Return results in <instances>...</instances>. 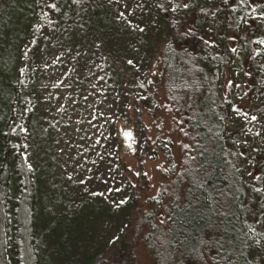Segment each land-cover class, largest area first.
Segmentation results:
<instances>
[{"label": "rangeland", "instance_id": "obj_1", "mask_svg": "<svg viewBox=\"0 0 264 264\" xmlns=\"http://www.w3.org/2000/svg\"><path fill=\"white\" fill-rule=\"evenodd\" d=\"M106 1L112 7L95 21L83 1L51 0L54 10H47L36 0H0V157L10 177L29 178L36 264H112L126 236L137 264H153L136 218L127 224L135 198L118 157V129L124 159L137 169L136 150L146 137L157 145L169 128L150 104L135 127L132 121L138 104L131 96L145 94L151 29L167 27L168 11L188 12L200 2L210 8L201 16L210 28L218 10L215 0ZM254 17L264 20V5ZM246 54L244 47H231L218 85L229 100L225 132L237 136V147L247 153L243 175L255 183L264 157V91L248 89ZM173 139L178 160L181 137ZM145 152L149 187L142 193L153 195L166 180L169 157L165 147L157 155ZM259 191L264 208V179ZM258 248L264 260V234Z\"/></svg>", "mask_w": 264, "mask_h": 264}, {"label": "trees", "instance_id": "obj_2", "mask_svg": "<svg viewBox=\"0 0 264 264\" xmlns=\"http://www.w3.org/2000/svg\"><path fill=\"white\" fill-rule=\"evenodd\" d=\"M50 1L36 0L41 8L54 10ZM78 1L89 6L95 21L112 7L106 0ZM215 1L218 15L210 28L201 21L210 8L200 2L188 12L168 11L167 27L151 29L145 94L131 96L138 104L132 121L135 127L150 104L169 128L165 137L159 135L157 145L146 137L141 150H136L137 169H130L124 159V137L118 129V157L135 198L127 224L136 218L135 230L153 264H264L258 248L264 234L259 191L264 157L258 159L251 183L242 172L247 153L237 147V136L225 132L229 100L218 85L220 66L228 63L231 47H244L248 89L264 91V20L254 17L264 0ZM176 133L181 137L178 160L173 152ZM160 147L169 157L163 169L166 180L155 194L145 195L142 191L149 183L143 155L148 148L156 154ZM8 167L1 155L0 264H36L30 181L28 176L10 177ZM148 203L151 207L144 208ZM133 248V239L126 236L112 264H137Z\"/></svg>", "mask_w": 264, "mask_h": 264}, {"label": "snow or ice", "instance_id": "obj_3", "mask_svg": "<svg viewBox=\"0 0 264 264\" xmlns=\"http://www.w3.org/2000/svg\"><path fill=\"white\" fill-rule=\"evenodd\" d=\"M129 63H131V61ZM253 119H255V117H253ZM121 203H123V201H121Z\"/></svg>", "mask_w": 264, "mask_h": 264}]
</instances>
